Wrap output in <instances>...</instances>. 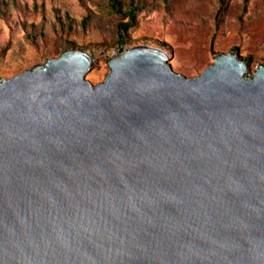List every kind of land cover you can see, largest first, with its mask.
I'll return each instance as SVG.
<instances>
[{
  "label": "water",
  "instance_id": "water-1",
  "mask_svg": "<svg viewBox=\"0 0 264 264\" xmlns=\"http://www.w3.org/2000/svg\"><path fill=\"white\" fill-rule=\"evenodd\" d=\"M132 46L0 78V264H264V62Z\"/></svg>",
  "mask_w": 264,
  "mask_h": 264
},
{
  "label": "rangeland",
  "instance_id": "rangeland-1",
  "mask_svg": "<svg viewBox=\"0 0 264 264\" xmlns=\"http://www.w3.org/2000/svg\"><path fill=\"white\" fill-rule=\"evenodd\" d=\"M136 45L163 48L188 77L229 51L252 73L264 62V0H0V78L74 48L94 55L86 78L96 84L110 70L107 52Z\"/></svg>",
  "mask_w": 264,
  "mask_h": 264
},
{
  "label": "trees",
  "instance_id": "trees-1",
  "mask_svg": "<svg viewBox=\"0 0 264 264\" xmlns=\"http://www.w3.org/2000/svg\"><path fill=\"white\" fill-rule=\"evenodd\" d=\"M136 12H137V9L136 8H132L131 10H130V16H131V18H132V20L131 21H129V22H127L126 24H125V26H124V30L126 31L127 29H129L132 25H133V22H134V20H135V16H136ZM120 41L121 42H123L124 41V37H123V35L120 37Z\"/></svg>",
  "mask_w": 264,
  "mask_h": 264
},
{
  "label": "built area",
  "instance_id": "built-area-1",
  "mask_svg": "<svg viewBox=\"0 0 264 264\" xmlns=\"http://www.w3.org/2000/svg\"><path fill=\"white\" fill-rule=\"evenodd\" d=\"M124 50V48H113L111 49L109 52H107V56L110 58L112 56H116L119 55L120 53H122Z\"/></svg>",
  "mask_w": 264,
  "mask_h": 264
}]
</instances>
